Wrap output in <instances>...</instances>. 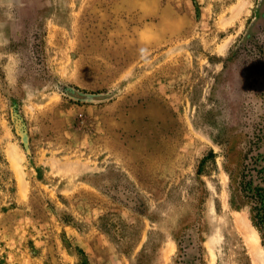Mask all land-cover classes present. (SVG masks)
Masks as SVG:
<instances>
[{"label":"rangeland","instance_id":"rangeland-1","mask_svg":"<svg viewBox=\"0 0 264 264\" xmlns=\"http://www.w3.org/2000/svg\"><path fill=\"white\" fill-rule=\"evenodd\" d=\"M259 128L264 0H0V264H264Z\"/></svg>","mask_w":264,"mask_h":264},{"label":"trees","instance_id":"trees-1","mask_svg":"<svg viewBox=\"0 0 264 264\" xmlns=\"http://www.w3.org/2000/svg\"><path fill=\"white\" fill-rule=\"evenodd\" d=\"M238 182V191L252 207L253 219L264 236V129H258Z\"/></svg>","mask_w":264,"mask_h":264},{"label":"bare ground","instance_id":"bare-ground-1","mask_svg":"<svg viewBox=\"0 0 264 264\" xmlns=\"http://www.w3.org/2000/svg\"><path fill=\"white\" fill-rule=\"evenodd\" d=\"M13 153V152H12ZM11 154V153H10Z\"/></svg>","mask_w":264,"mask_h":264}]
</instances>
